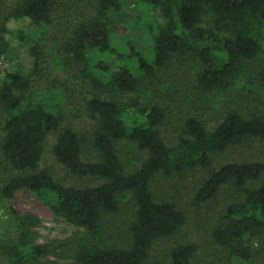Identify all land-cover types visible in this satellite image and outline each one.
<instances>
[{
  "label": "trees",
  "instance_id": "trees-1",
  "mask_svg": "<svg viewBox=\"0 0 264 264\" xmlns=\"http://www.w3.org/2000/svg\"><path fill=\"white\" fill-rule=\"evenodd\" d=\"M125 1L0 0V59L10 65L0 69V264H198L193 241L151 261L154 245L187 223L152 190L173 176L196 177L197 205L231 190L209 237L227 264H264V155L219 161L244 144L264 146V0H137L145 45L122 54L111 39ZM45 68L67 78L42 90ZM71 99L93 122L90 134L64 124ZM49 150L74 179L98 184L57 181L42 165ZM23 189L85 237L39 243L41 219L12 205ZM125 195L126 239L102 241Z\"/></svg>",
  "mask_w": 264,
  "mask_h": 264
},
{
  "label": "rangeland",
  "instance_id": "rangeland-1",
  "mask_svg": "<svg viewBox=\"0 0 264 264\" xmlns=\"http://www.w3.org/2000/svg\"><path fill=\"white\" fill-rule=\"evenodd\" d=\"M147 11L137 0H127L124 3L122 12L116 19V30L112 35V45L117 52L126 54L129 52L130 45L135 47H142L145 45L142 42L141 32L144 30L146 22ZM12 27L20 26L19 22L11 24ZM142 30V31H141ZM112 67L118 65L117 60H110ZM10 65L5 60L0 59V69L8 68ZM51 68H45V72L42 74L44 80H41L42 86L38 88L47 90L53 84L51 80L58 78L59 81L64 82L67 78L66 74L60 72L59 68L55 71L47 70ZM52 74V75H51ZM47 82V87H44L43 82ZM56 86H60V83L56 82ZM56 100H58L56 98ZM55 100V101H56ZM64 124L70 125L80 133L90 134L93 127V122L86 118L87 115L81 110V106L77 101L72 99L68 101V107L66 109ZM179 118L178 112L174 113L172 119ZM2 114L0 111V128H1ZM169 123V122H168ZM172 123V122H171ZM170 123V124H171ZM167 124V123H166ZM165 124L162 130L164 137L173 139L176 135V126ZM1 139V132H0ZM124 155L127 154L130 158L133 156V151L127 146L122 147ZM264 155V146L259 143L244 144L240 147L230 149L227 154L221 157V162L225 163L233 159L249 160L251 158H260ZM90 161V159H86ZM136 162V160H135ZM134 162V163H135ZM42 165L47 166L54 174V178L64 185H76L82 186L83 184L96 185L98 182L80 181L74 179L68 174V172L58 164L51 151H47L44 156ZM196 177L190 176L182 180V176H173L169 179L157 177L152 183V190L159 196L173 200L178 207L184 211L187 218L186 225L179 230L176 236L169 241H163L156 243L151 251V261H163L167 258V249L176 243H182V241H193L197 244V258L198 264H206L210 261H215L216 264H227L225 252L218 249L213 244L210 236L211 229L215 225V221L218 218L222 206L231 199L232 191L228 188L221 190L219 195L211 202L195 204L193 202V188L195 186ZM229 190V191H228ZM13 207L19 212H28L38 216L41 219V225L37 229L39 232V243H48L53 247H57L60 243L65 244H77L81 239L85 237L83 230L74 227L62 219H55L49 206L40 199L37 195L29 190L23 189L15 193L12 200ZM132 202L128 195L122 196L119 205V213L116 214L109 223L106 222L102 236L99 238L102 241H122L126 239V232L128 230V223L131 219ZM215 249L217 252H215ZM59 251V249H58ZM44 261V260H43ZM51 264H66L64 259H58L51 257L49 260ZM154 263V262H153Z\"/></svg>",
  "mask_w": 264,
  "mask_h": 264
}]
</instances>
